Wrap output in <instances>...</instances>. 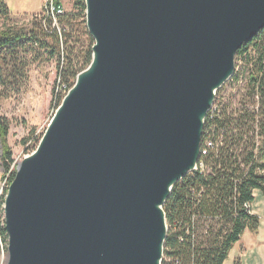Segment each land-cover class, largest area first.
<instances>
[{
	"label": "water",
	"instance_id": "water-1",
	"mask_svg": "<svg viewBox=\"0 0 264 264\" xmlns=\"http://www.w3.org/2000/svg\"><path fill=\"white\" fill-rule=\"evenodd\" d=\"M95 67L4 199V264H161L173 186L264 0H85Z\"/></svg>",
	"mask_w": 264,
	"mask_h": 264
},
{
	"label": "trees",
	"instance_id": "trees-1",
	"mask_svg": "<svg viewBox=\"0 0 264 264\" xmlns=\"http://www.w3.org/2000/svg\"><path fill=\"white\" fill-rule=\"evenodd\" d=\"M54 6L62 12L61 0H54ZM12 17L0 0V88L21 81L28 57L40 60L48 55L56 59L63 88L70 89L92 60L94 41L86 30L85 0H75L72 12L54 19L44 13L33 16L30 26L18 31L7 26ZM243 81L238 104L233 103L236 96H219L225 85L232 91ZM226 83L204 120L196 170L173 186L163 205L167 235L161 264H223L245 231L258 230L251 203L255 191L264 193V29L236 52L234 73ZM7 134L8 125L0 118L1 161L9 186L15 171ZM7 243L1 223L0 257Z\"/></svg>",
	"mask_w": 264,
	"mask_h": 264
},
{
	"label": "rangeland",
	"instance_id": "rangeland-1",
	"mask_svg": "<svg viewBox=\"0 0 264 264\" xmlns=\"http://www.w3.org/2000/svg\"><path fill=\"white\" fill-rule=\"evenodd\" d=\"M74 1L61 0L62 12H72ZM4 2L9 13L13 16L12 21L8 22L7 26L12 27L16 31L28 28L33 16H39L44 13V0H4ZM41 10L42 12L38 13ZM24 13L29 15H22ZM2 26L3 22L0 21V29ZM65 56L69 55H64V58ZM47 58H49L48 55H45L40 60L34 57L29 59L28 57L21 81H15L11 84H9V81L0 88V118L8 125L6 144L12 152L13 165L11 166V171H16L17 166L37 149L62 101L74 86L70 89L63 88L57 74L56 59L49 58L47 60ZM82 64L81 62L79 67ZM241 67L242 63L239 62L237 70L240 71ZM244 85L245 82L243 81L232 91L228 85H225L219 96L225 99L229 95L236 96L233 103L238 104L240 95L244 94V91H242ZM1 156L2 145L0 137V201L5 189L9 187L7 186L8 175L3 171ZM261 203V198L257 197L256 200L254 199L255 209L260 211V208H262ZM3 205L0 204V226L1 223H4ZM241 253L244 254V251H239L238 255L242 256ZM239 258L233 261L231 259V264L232 262L233 264L236 262L240 264ZM5 259L6 254L3 253L0 257V264H4ZM259 260L261 264H264L263 253L259 254ZM243 261L245 264L252 262L249 255H245Z\"/></svg>",
	"mask_w": 264,
	"mask_h": 264
},
{
	"label": "crops",
	"instance_id": "crops-1",
	"mask_svg": "<svg viewBox=\"0 0 264 264\" xmlns=\"http://www.w3.org/2000/svg\"><path fill=\"white\" fill-rule=\"evenodd\" d=\"M42 12L39 11L38 13ZM37 13V14H38ZM21 15V14H20ZM22 15H29L27 13H24ZM259 197V199H262V208H260V211L258 209H255L254 207V199L256 200V198ZM253 202L251 203V212L253 215L257 216L259 219V226H258V230L256 233H252L249 231H245L240 239L239 242H237L233 248L231 249V251L228 254V257L225 261V263L223 264H231V259L232 261L239 258L240 259V264H245L243 261L244 256H250L252 262L248 263V264H261L260 260H259V254L263 253L264 254V193L262 194L260 191H255L253 193ZM255 209V211H254ZM243 252L244 254H242V256L238 255V252ZM231 256V257H230ZM239 256V257H238ZM233 264V262H232ZM247 264V263H246Z\"/></svg>",
	"mask_w": 264,
	"mask_h": 264
},
{
	"label": "built area",
	"instance_id": "built-area-1",
	"mask_svg": "<svg viewBox=\"0 0 264 264\" xmlns=\"http://www.w3.org/2000/svg\"><path fill=\"white\" fill-rule=\"evenodd\" d=\"M61 13L62 12L60 10H56V8L54 6V0H44V15L46 17H51L52 19H54L55 15H58ZM208 146L211 147V144H208ZM196 168H197V165H196ZM262 173H264V172H262Z\"/></svg>",
	"mask_w": 264,
	"mask_h": 264
},
{
	"label": "bare ground",
	"instance_id": "bare-ground-1",
	"mask_svg": "<svg viewBox=\"0 0 264 264\" xmlns=\"http://www.w3.org/2000/svg\"><path fill=\"white\" fill-rule=\"evenodd\" d=\"M94 67H95V59L93 60V64L78 76L77 80L79 81V83L88 79Z\"/></svg>",
	"mask_w": 264,
	"mask_h": 264
}]
</instances>
